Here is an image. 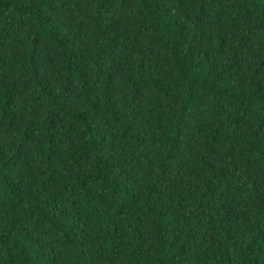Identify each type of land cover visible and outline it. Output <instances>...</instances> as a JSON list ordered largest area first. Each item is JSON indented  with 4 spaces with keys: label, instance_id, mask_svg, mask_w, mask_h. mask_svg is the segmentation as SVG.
Masks as SVG:
<instances>
[{
    "label": "trees",
    "instance_id": "1",
    "mask_svg": "<svg viewBox=\"0 0 264 264\" xmlns=\"http://www.w3.org/2000/svg\"><path fill=\"white\" fill-rule=\"evenodd\" d=\"M0 264H264V0H0Z\"/></svg>",
    "mask_w": 264,
    "mask_h": 264
}]
</instances>
